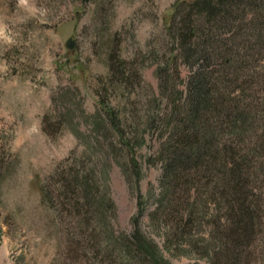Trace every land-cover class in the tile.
I'll return each instance as SVG.
<instances>
[{
  "label": "rangeland",
  "instance_id": "rangeland-1",
  "mask_svg": "<svg viewBox=\"0 0 264 264\" xmlns=\"http://www.w3.org/2000/svg\"><path fill=\"white\" fill-rule=\"evenodd\" d=\"M178 1L191 0H0V264H118L136 228L168 264H210L208 216L171 248L149 218L170 107L155 51ZM69 168L92 181L103 228L96 218L80 228L69 193L56 198ZM259 231L243 264H264Z\"/></svg>",
  "mask_w": 264,
  "mask_h": 264
},
{
  "label": "trees",
  "instance_id": "trees-1",
  "mask_svg": "<svg viewBox=\"0 0 264 264\" xmlns=\"http://www.w3.org/2000/svg\"><path fill=\"white\" fill-rule=\"evenodd\" d=\"M155 54L170 107L154 162L161 175L150 221L168 229L171 248L172 238L198 230L208 216L210 264L249 262L264 223V0L178 1ZM108 64L127 82L126 61L110 52ZM76 171L60 174L56 198L69 193L67 204L83 211L80 228L93 218L103 228L92 181ZM142 203L139 196V214ZM132 237L130 248L118 250V264H136L135 254L143 264H168L139 229Z\"/></svg>",
  "mask_w": 264,
  "mask_h": 264
},
{
  "label": "water",
  "instance_id": "water-1",
  "mask_svg": "<svg viewBox=\"0 0 264 264\" xmlns=\"http://www.w3.org/2000/svg\"><path fill=\"white\" fill-rule=\"evenodd\" d=\"M74 46V42H73V39L69 38L67 41H66V47L67 48H73Z\"/></svg>",
  "mask_w": 264,
  "mask_h": 264
}]
</instances>
